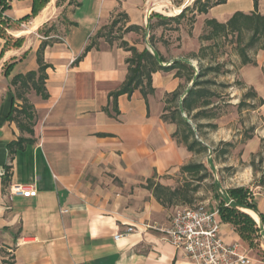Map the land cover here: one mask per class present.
Returning <instances> with one entry per match:
<instances>
[{"label":"crops","instance_id":"obj_1","mask_svg":"<svg viewBox=\"0 0 264 264\" xmlns=\"http://www.w3.org/2000/svg\"><path fill=\"white\" fill-rule=\"evenodd\" d=\"M193 1L50 0L35 16L20 21L30 14L31 0H9L2 16L10 42L0 36V264H194L153 228L168 225L170 214L146 188L148 179L167 185L165 175L199 155L173 137L176 123L161 117L165 95L182 80L175 70L152 73L153 92L143 97L135 89L130 96L118 95L115 114L108 94L125 79L130 54L102 37L85 51L99 29L122 12L127 15L123 29H140L129 30L121 39L159 54L163 66L184 59L183 54L170 56L167 47L150 40L162 32L151 15L164 7L176 11L168 15L172 17ZM257 6V12L264 13V0ZM254 9L253 0H226L196 14L195 27L205 19L224 22L235 11ZM60 26L64 28L59 35ZM44 41L47 97L33 89L24 94L34 110L29 134L7 118L12 105L21 104L11 80L37 70V52ZM253 59L256 65L242 69L254 73L250 84L260 86L264 51ZM196 61L191 63L195 69ZM21 137L32 142L11 153L8 145ZM11 183H33L36 195L9 194ZM253 200L255 211L240 210L262 233L264 195L255 194ZM219 222L223 241L238 244L254 264H264L258 247L232 224L220 217ZM128 226L134 232L115 238Z\"/></svg>","mask_w":264,"mask_h":264},{"label":"trees","instance_id":"obj_2","mask_svg":"<svg viewBox=\"0 0 264 264\" xmlns=\"http://www.w3.org/2000/svg\"><path fill=\"white\" fill-rule=\"evenodd\" d=\"M50 0H31V11L20 18V21L27 20L32 16H35ZM226 0H194L190 5H187L181 12L170 17L162 15L161 13H153L151 17L156 19L155 24L161 26H167L168 22L174 21L177 23L174 29H178L180 22L184 19L186 12H191L190 22L195 21L196 14H202L208 11L210 7L216 6V4L224 3ZM258 0H253L254 11L241 12L235 11L224 22H220L215 19H205L206 32L200 37L201 40L213 41L217 38L227 39L231 37L234 39V50L240 59V64L246 66L247 64L256 65L255 60L250 55V50H263L264 51V13L257 12ZM9 8V0H0V36L6 39V43L10 42V37L5 32V20L2 16L3 12ZM127 15L119 12L117 16L110 21L109 25L103 26L93 36L91 42L85 47V51L91 47L97 45V40L100 37H104L105 40L112 44L113 40L109 38L113 32L114 27L120 23L125 22ZM125 25V24H124ZM107 28L106 32H103ZM121 28H118L120 30ZM139 30L138 26L129 25L122 30V33L129 32V30ZM154 35V34H153ZM153 35H150L152 41ZM119 45L127 52L129 57L126 58L127 74L122 84L115 90L108 94L111 102V110L113 113L118 112L117 108V96L121 94H130L138 89L143 97L146 94L153 92L152 87V73L159 70L171 71L175 70L174 75L182 82L171 93L166 94L165 105L163 107L162 119L176 123L178 129L173 134V137L180 143H183L188 151H192L195 154H203L208 150L207 145L203 144L200 140L195 138V128L189 124L187 117L191 116L195 120H201L204 118H213L212 114L208 110L209 106L213 103L211 101L212 93L204 85L209 83L208 80L201 81L204 73L209 71H217L216 67L207 66L202 71H197L189 61V56L184 59H174L168 66L161 65L162 57L153 52L151 53L146 47L139 50L135 45L129 44L127 41L121 39L122 35H119ZM48 41L42 42L37 52V70L29 71L25 74H19L11 80V84L16 86L15 97L21 99L19 106L12 105L8 114V120L14 121L21 131H25L29 134L33 133L32 126L34 125V110L32 104L24 96L27 91L33 89L36 94L42 98L47 97L45 89V70L49 66L43 60L42 50ZM205 47L202 46L198 53H192L191 56L194 59L201 60L206 55L204 52ZM84 51V52H85ZM191 82L189 88L186 89L184 95L183 90L186 88V84ZM254 94V93H253ZM263 104V99L261 101ZM104 110L109 113V109L104 107ZM110 114V113H109ZM185 114V116H183ZM196 125V124H195ZM201 127V123H198L196 127ZM32 142L30 138H18L17 141L11 142L8 145L9 151L12 153L15 149L23 148L24 143ZM179 170L184 175L191 177V180L200 182L206 178L207 169L201 162H191L182 165ZM192 182V181H191ZM191 182H184L182 185L176 188H171L168 185H161L159 183L152 182L151 179L147 180L146 188L152 190V194L162 206L167 207L169 205H175L177 203H190L189 196ZM193 191L197 190V186H193ZM228 196L231 198V202L226 205L225 199H222L220 205L217 207L220 220L228 222L235 227L241 237L248 241L250 245L253 244L252 234L257 231V226L252 217L246 212L240 210V208L256 210L251 191L245 187H235L227 190ZM260 220L264 226V216L260 215Z\"/></svg>","mask_w":264,"mask_h":264},{"label":"rangeland","instance_id":"obj_3","mask_svg":"<svg viewBox=\"0 0 264 264\" xmlns=\"http://www.w3.org/2000/svg\"><path fill=\"white\" fill-rule=\"evenodd\" d=\"M158 13L168 16L176 11L162 7ZM190 17L191 12L188 10L180 22L181 27L174 29L177 23L168 22L167 26H161L162 32L154 34L152 39V42H160L167 47L170 56L172 53L189 56L190 63H195L191 54L198 53L204 46L206 55L201 60L196 59V72L207 66L217 68V71L204 73L201 78V81H209L204 85L212 93L213 104L208 110H211L214 117L201 120L187 117L189 124L195 128V138L208 147L205 153L196 155L193 161L204 162L206 178L197 182L180 170L164 176L171 188L192 181L189 187L191 202L167 206L170 216L177 207L204 205L217 208L222 199H225V203L231 200L227 194V190L231 188L245 187L253 192L258 186H264V62L262 69L258 70L260 86L250 84L249 81H253L255 75L250 70L249 74L243 72L244 66L240 64L239 56L234 50L232 36L213 41L201 40L200 37L206 32L205 22L195 27V23L190 22ZM123 23L120 21L109 36L115 43H119L118 36L123 35ZM63 28L64 26H60L59 35ZM106 31L107 28L103 30ZM102 40L106 41L104 37ZM258 51L250 50V55L255 58ZM244 75H247L246 79ZM190 85L191 82L187 83L186 88ZM198 123L203 126L196 127ZM193 186H197L196 191L191 190ZM257 231L252 234L253 245L264 253V230L262 233Z\"/></svg>","mask_w":264,"mask_h":264},{"label":"built area","instance_id":"obj_4","mask_svg":"<svg viewBox=\"0 0 264 264\" xmlns=\"http://www.w3.org/2000/svg\"><path fill=\"white\" fill-rule=\"evenodd\" d=\"M33 183H11L9 194L36 195ZM255 194L264 195V186H258ZM231 202L229 200L226 205ZM162 234V240L171 243L177 251L194 264H254L241 253L238 244H229L220 238L219 213L216 207L197 205L177 207L170 216L169 224L163 227L153 226ZM134 232L128 226L122 234Z\"/></svg>","mask_w":264,"mask_h":264},{"label":"bare ground","instance_id":"obj_5","mask_svg":"<svg viewBox=\"0 0 264 264\" xmlns=\"http://www.w3.org/2000/svg\"><path fill=\"white\" fill-rule=\"evenodd\" d=\"M159 8H160V7L158 6L157 9H159ZM248 212H250V211H248ZM250 214H251L253 217L256 218V214H255V212H250Z\"/></svg>","mask_w":264,"mask_h":264}]
</instances>
